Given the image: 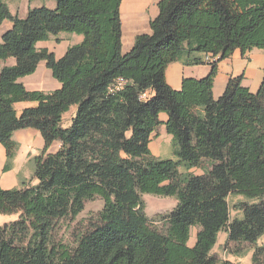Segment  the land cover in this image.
Returning a JSON list of instances; mask_svg holds the SVG:
<instances>
[{"label":"trees","instance_id":"obj_1","mask_svg":"<svg viewBox=\"0 0 264 264\" xmlns=\"http://www.w3.org/2000/svg\"><path fill=\"white\" fill-rule=\"evenodd\" d=\"M55 2L19 18L0 0V25L12 22L1 35L0 60L15 58L0 70L4 170L17 148L15 130L35 128L44 139L33 159L37 182L0 187V213L18 214L0 225V264H217L211 249L220 230L227 232L225 246L246 242L251 264H264V243L257 244L264 235V76L254 93L239 75L217 99L212 95L219 60L236 49L244 55L264 48V0H160L150 33L138 34L126 53L121 0ZM59 32L83 39L60 58L36 48ZM193 52L217 59L206 76L184 77L173 89L167 65L188 62ZM41 60L59 88L27 90L18 82ZM26 100L37 104L17 115L14 103ZM72 105L76 112L64 127ZM160 113L175 159L158 158L149 147ZM54 141L60 147L46 153ZM197 167L203 173L190 171ZM144 193L176 198L164 231L150 226ZM229 194L255 200L238 203L242 218L230 220ZM95 197L103 200L98 224L72 250L51 243L55 221L75 218ZM192 227L198 229L189 246Z\"/></svg>","mask_w":264,"mask_h":264},{"label":"crops","instance_id":"obj_2","mask_svg":"<svg viewBox=\"0 0 264 264\" xmlns=\"http://www.w3.org/2000/svg\"><path fill=\"white\" fill-rule=\"evenodd\" d=\"M4 1L7 4L10 12L13 15H17L19 18L26 17L30 8L40 6L54 8L56 4L55 0ZM159 1L160 0H121L119 11L121 19L122 53H126L131 49L135 37L138 34L150 33L149 22L158 14ZM82 39L83 36L80 34L59 32L56 35H51L47 40L38 41L36 43V48H46L50 52H53L56 58H60L64 55L68 47L80 43ZM216 59L217 57L212 56L211 54L193 52L188 56V62H184L183 60L170 62L165 69V79L173 89H179L184 77L201 78L206 76L211 69V64L216 61ZM14 64L15 58L13 57L1 59L0 70L4 66H11ZM239 75L243 76L242 84L246 86L250 92L254 93L258 90L264 76V48H253L247 51L244 55H242L240 51L236 49L229 57L219 60L217 62V74L214 78L212 86L213 98L217 99L223 93L230 77H236ZM18 82H21L27 90H39L43 92H50L60 87V83L52 76L51 71L47 68L44 60L38 62L36 70L32 74L18 78ZM36 104L37 102L35 101L15 103L14 109L16 114L19 115L22 109L35 106ZM19 105L23 107L20 110L17 107ZM71 107L62 115V125L64 127L70 125L71 119L76 112V109L72 110ZM66 115L67 117H65ZM159 118L162 123L160 126H158L157 131L152 134L149 143V147L152 153H155L156 157L162 153L153 149L152 140L160 135L159 132L162 131L164 133L161 126L164 125L165 127L164 122L167 119V115L165 113H160ZM65 119L67 120L65 121ZM164 138L168 143V138L165 133ZM12 139L17 143V149L9 168L5 171L4 166L8 163V161L5 149L0 144V187L3 189L20 187V182L22 180L28 181L32 179L34 172L33 159L35 156L40 155L44 148V139L41 133L35 128H23L15 130L12 133ZM59 147L60 142L54 141L46 150V153H53ZM31 183L35 184V181L32 180ZM196 232L197 230H195V234L192 238L189 237L187 242L189 246H192L195 243ZM263 243L264 242H258L257 244L260 245ZM224 245L225 243L223 245H219L218 255L216 254L217 249H211V253L216 255L220 261L217 264H221L222 261H227L230 264H243L242 256L247 252H251L252 255V249L242 254L230 253L228 255H223V252L220 251V247ZM246 264H251V257L250 261Z\"/></svg>","mask_w":264,"mask_h":264},{"label":"rangeland","instance_id":"obj_3","mask_svg":"<svg viewBox=\"0 0 264 264\" xmlns=\"http://www.w3.org/2000/svg\"><path fill=\"white\" fill-rule=\"evenodd\" d=\"M10 27H11V21L9 19H5L1 23L0 39H1V34ZM21 102H28V101L27 100L18 101L15 103H21ZM17 107L19 110L23 108L20 105ZM71 108L72 110H75L76 106L73 105ZM65 117H67V115ZM66 120L67 119H65V121ZM161 127L165 135L168 138L167 139L168 143L166 142L164 138V133L161 131L159 132L160 135L157 138H154L152 140V147L155 151H158V152L160 151V153H162L161 155H158V157L162 159H166V158L175 159V156H173V154L171 153L170 137L169 135L166 134L164 125H162ZM152 154L155 155V153H152ZM202 166L208 169L209 163L207 161H204L202 163ZM178 170L179 172L184 173L186 169H184L183 166H180ZM190 171L194 174L203 173L202 169L198 167L192 168L190 169ZM30 180L31 181L34 180L35 183L37 182V180L34 178ZM141 198L145 204V208H144L145 212L150 218V226L154 229H157L158 231H164L165 222H166V219L164 216L170 213L171 210L175 207L177 203L176 198L173 196H161V195H154V194H149V193L142 194ZM227 201H228L229 208H230V220L234 218H242V211L237 208L238 203L255 202V200L253 199H247L244 196L238 195V194H229L227 196ZM102 206H103V200L100 197H95L85 202L83 210L75 218L68 217V218H62V219L56 220L53 225V229L50 233L51 243L64 244L70 250L75 248L79 237L82 236L85 232L94 228L98 224V213L102 209ZM0 217H2L0 218V225H2L6 222L17 219L18 214L17 213H11V214L0 213ZM197 229L198 227L191 228L190 238L194 236L195 230ZM226 238H227V232L225 230H220L217 234L216 243L212 247L214 249H217V253H216L217 255L219 253V245L220 244L223 245L225 243ZM258 242L259 243L264 242V235L258 238L257 243ZM251 248H252V245L246 242L231 243L228 246H225V245L221 246L220 251L223 252V255H228L230 253L231 254L233 253L242 254L244 252H247L248 250H251ZM250 257H251V252H247L245 255H243L242 256L243 264H246L247 262H249Z\"/></svg>","mask_w":264,"mask_h":264},{"label":"built area","instance_id":"obj_4","mask_svg":"<svg viewBox=\"0 0 264 264\" xmlns=\"http://www.w3.org/2000/svg\"><path fill=\"white\" fill-rule=\"evenodd\" d=\"M121 82H122V80L120 79V80H119V82H118V85H120V84H121Z\"/></svg>","mask_w":264,"mask_h":264}]
</instances>
